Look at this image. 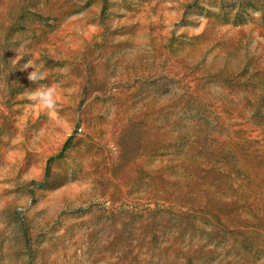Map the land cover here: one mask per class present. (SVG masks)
<instances>
[{
    "label": "rangeland",
    "instance_id": "374dc122",
    "mask_svg": "<svg viewBox=\"0 0 264 264\" xmlns=\"http://www.w3.org/2000/svg\"><path fill=\"white\" fill-rule=\"evenodd\" d=\"M0 264H264V0H0Z\"/></svg>",
    "mask_w": 264,
    "mask_h": 264
},
{
    "label": "clouds",
    "instance_id": "9594fccd",
    "mask_svg": "<svg viewBox=\"0 0 264 264\" xmlns=\"http://www.w3.org/2000/svg\"><path fill=\"white\" fill-rule=\"evenodd\" d=\"M20 47L23 48L24 45L22 44ZM17 52L19 53V49L17 50ZM29 64L30 62L28 64H25L24 69L30 68ZM43 79H45L44 74L36 69L28 74V80L32 83L37 84ZM56 89V84L47 86L40 85L28 94V99L33 103L35 107L47 111L50 114L55 113L57 108Z\"/></svg>",
    "mask_w": 264,
    "mask_h": 264
},
{
    "label": "trees",
    "instance_id": "16d2710c",
    "mask_svg": "<svg viewBox=\"0 0 264 264\" xmlns=\"http://www.w3.org/2000/svg\"><path fill=\"white\" fill-rule=\"evenodd\" d=\"M71 142V139L68 140V142L66 143L65 147L63 148L62 152L57 156V158H62L64 156V153L66 152L69 144ZM54 159H51V161Z\"/></svg>",
    "mask_w": 264,
    "mask_h": 264
}]
</instances>
